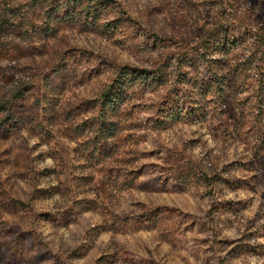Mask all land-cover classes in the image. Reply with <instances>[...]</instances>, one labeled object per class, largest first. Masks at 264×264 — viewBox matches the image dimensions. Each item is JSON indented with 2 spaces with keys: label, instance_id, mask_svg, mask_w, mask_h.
Here are the masks:
<instances>
[{
  "label": "rangeland",
  "instance_id": "rangeland-1",
  "mask_svg": "<svg viewBox=\"0 0 264 264\" xmlns=\"http://www.w3.org/2000/svg\"><path fill=\"white\" fill-rule=\"evenodd\" d=\"M112 1L0 0V264H264V0Z\"/></svg>",
  "mask_w": 264,
  "mask_h": 264
},
{
  "label": "trees",
  "instance_id": "trees-1",
  "mask_svg": "<svg viewBox=\"0 0 264 264\" xmlns=\"http://www.w3.org/2000/svg\"><path fill=\"white\" fill-rule=\"evenodd\" d=\"M68 3H75L77 5H82L83 11L85 9L86 16L88 19H97L98 12L104 9H107L111 4H113L112 0H67ZM162 183L159 185L161 186ZM162 188V187H161Z\"/></svg>",
  "mask_w": 264,
  "mask_h": 264
}]
</instances>
